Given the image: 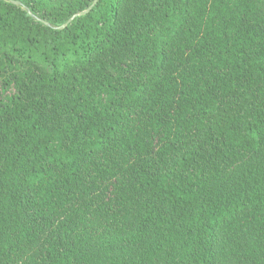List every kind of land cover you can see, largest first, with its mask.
Returning a JSON list of instances; mask_svg holds the SVG:
<instances>
[{"label":"trees","instance_id":"1","mask_svg":"<svg viewBox=\"0 0 264 264\" xmlns=\"http://www.w3.org/2000/svg\"><path fill=\"white\" fill-rule=\"evenodd\" d=\"M0 264H264V0H0Z\"/></svg>","mask_w":264,"mask_h":264},{"label":"water","instance_id":"2","mask_svg":"<svg viewBox=\"0 0 264 264\" xmlns=\"http://www.w3.org/2000/svg\"><path fill=\"white\" fill-rule=\"evenodd\" d=\"M14 3L19 4L18 1H14ZM94 3H95V2H94ZM90 9H91V7L87 8L86 10H83V11L79 12L77 15L85 14V13H87ZM64 25H65V24L61 25L59 28H62Z\"/></svg>","mask_w":264,"mask_h":264}]
</instances>
